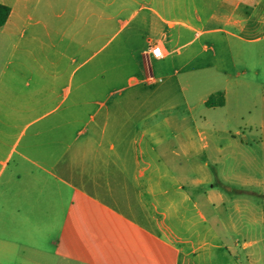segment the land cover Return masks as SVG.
Here are the masks:
<instances>
[{"label": "crops", "instance_id": "crops-1", "mask_svg": "<svg viewBox=\"0 0 264 264\" xmlns=\"http://www.w3.org/2000/svg\"><path fill=\"white\" fill-rule=\"evenodd\" d=\"M0 5L10 10L0 26V264L248 260L264 200L221 172L235 171L241 145L218 144L214 135L231 131L195 118L185 91L212 64L194 66L180 41L257 42L264 0ZM217 92L224 105L206 107ZM229 101L227 90L209 93L200 113H223Z\"/></svg>", "mask_w": 264, "mask_h": 264}, {"label": "rangeland", "instance_id": "rangeland-1", "mask_svg": "<svg viewBox=\"0 0 264 264\" xmlns=\"http://www.w3.org/2000/svg\"><path fill=\"white\" fill-rule=\"evenodd\" d=\"M183 54L194 50V66L212 64L207 73L197 70L185 94L194 99L196 119L206 118L220 130L229 129L230 134H215L218 144L227 147L229 141L241 145V150H234L239 158V164L233 173L228 166H220L225 176L237 175L246 180L245 190L253 192L250 201H263L264 195V36L254 43H243L222 33L195 36L184 35L180 41ZM206 47V50L202 48ZM230 47L229 52L225 51ZM240 51V52H239ZM227 90L229 106L222 113L201 114L199 99L215 91ZM182 119H188L182 116ZM238 133V134H236ZM236 135V136H234ZM234 136V138L232 137ZM243 145V147H242ZM232 149V146H229ZM232 151V150H231ZM246 159V160H243ZM215 174V172H214ZM216 177V176H215ZM226 184L232 189H238L232 178ZM260 194V196H258ZM254 243L247 249L248 260L240 252V264H264V229L260 233L246 238Z\"/></svg>", "mask_w": 264, "mask_h": 264}, {"label": "trees", "instance_id": "trees-1", "mask_svg": "<svg viewBox=\"0 0 264 264\" xmlns=\"http://www.w3.org/2000/svg\"><path fill=\"white\" fill-rule=\"evenodd\" d=\"M9 8L3 5H0V26H2L8 15H9ZM224 105V95L222 92H217L211 95L205 102V106L208 108L213 107H221Z\"/></svg>", "mask_w": 264, "mask_h": 264}, {"label": "built area", "instance_id": "built-area-1", "mask_svg": "<svg viewBox=\"0 0 264 264\" xmlns=\"http://www.w3.org/2000/svg\"><path fill=\"white\" fill-rule=\"evenodd\" d=\"M151 56L155 59H161L163 57V52L158 45H154L150 48Z\"/></svg>", "mask_w": 264, "mask_h": 264}]
</instances>
